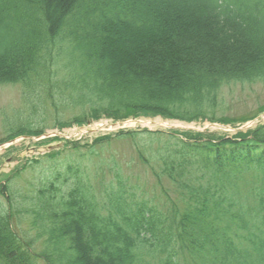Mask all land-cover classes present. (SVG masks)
<instances>
[{
	"label": "trees",
	"instance_id": "obj_1",
	"mask_svg": "<svg viewBox=\"0 0 264 264\" xmlns=\"http://www.w3.org/2000/svg\"><path fill=\"white\" fill-rule=\"evenodd\" d=\"M235 83L264 84V0H0V86L48 95L30 104L34 127L0 143L41 136L51 113L59 129L131 117L235 125L216 114ZM68 108L82 115L59 120ZM142 133L158 144L150 168L165 211L122 175L98 189L71 164L21 184L30 162L0 178V264H264V124Z\"/></svg>",
	"mask_w": 264,
	"mask_h": 264
},
{
	"label": "rangeland",
	"instance_id": "obj_2",
	"mask_svg": "<svg viewBox=\"0 0 264 264\" xmlns=\"http://www.w3.org/2000/svg\"><path fill=\"white\" fill-rule=\"evenodd\" d=\"M40 97L44 98L40 99ZM47 97L46 93L36 94L34 91L27 90L23 85L0 86V141L19 128L34 127L33 118L31 120L34 110L30 108V104H33L31 102L43 104L48 101ZM219 101L220 105L216 109L217 116H224L236 122H234L235 125H231V130L226 131L221 127H210L209 130L212 132L233 136L240 129L246 131L264 122L263 118L259 122L251 123L255 117L264 116L263 83L226 85L220 91ZM80 112V109H65L61 112L62 116L59 120L70 121L82 115ZM57 119V114L51 113L48 116L44 122L45 126H43L44 135L57 132V128L54 126ZM140 121L142 123L136 125H131L129 122L120 125L122 126L121 129L135 130L139 134L135 138L113 140L108 146L104 148L97 146L93 150L82 147L73 151L69 149L70 146L67 142L80 140L82 145H91L97 137L113 134L121 129L115 127L111 129L112 123L104 120L83 128L72 126L74 128L70 127V129L60 131L65 136L73 137L71 139L56 137L59 139L43 144V141L48 139L18 138L11 144L5 143L0 148V178L2 174H10L17 167L25 168L28 163L38 161L39 163L28 165L27 170L21 174L20 180L21 184L37 183L41 177L51 175L52 173H49L51 170H63L71 164L76 166L80 172L88 174L98 189L101 188L102 184L116 183V174L122 175L123 178L128 179V184L145 189L151 207L165 211L163 205L166 199L150 168L159 167L154 158V151H157L158 144L152 141L151 136L144 135L141 131L144 129L162 132L169 130V128L161 127V124H169V127L174 126L175 128L202 130L208 127V123L188 124L162 118ZM106 124L109 126L101 128L102 125ZM222 130L223 132H221ZM162 184L164 189L171 190V184L168 180L163 179Z\"/></svg>",
	"mask_w": 264,
	"mask_h": 264
},
{
	"label": "bare ground",
	"instance_id": "obj_3",
	"mask_svg": "<svg viewBox=\"0 0 264 264\" xmlns=\"http://www.w3.org/2000/svg\"><path fill=\"white\" fill-rule=\"evenodd\" d=\"M161 127H169V124H161Z\"/></svg>",
	"mask_w": 264,
	"mask_h": 264
}]
</instances>
